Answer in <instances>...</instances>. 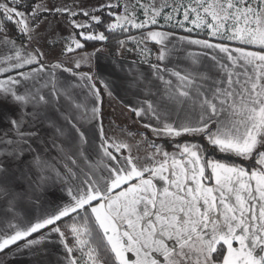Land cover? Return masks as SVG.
<instances>
[{
	"label": "snow or ice",
	"instance_id": "obj_1",
	"mask_svg": "<svg viewBox=\"0 0 264 264\" xmlns=\"http://www.w3.org/2000/svg\"><path fill=\"white\" fill-rule=\"evenodd\" d=\"M0 264H264V0H0Z\"/></svg>",
	"mask_w": 264,
	"mask_h": 264
},
{
	"label": "crops",
	"instance_id": "obj_2",
	"mask_svg": "<svg viewBox=\"0 0 264 264\" xmlns=\"http://www.w3.org/2000/svg\"><path fill=\"white\" fill-rule=\"evenodd\" d=\"M106 109H107L108 111H111V109L107 108V98H106Z\"/></svg>",
	"mask_w": 264,
	"mask_h": 264
},
{
	"label": "rangeland",
	"instance_id": "obj_3",
	"mask_svg": "<svg viewBox=\"0 0 264 264\" xmlns=\"http://www.w3.org/2000/svg\"><path fill=\"white\" fill-rule=\"evenodd\" d=\"M107 123H108V121L107 120H105V124L107 125Z\"/></svg>",
	"mask_w": 264,
	"mask_h": 264
}]
</instances>
